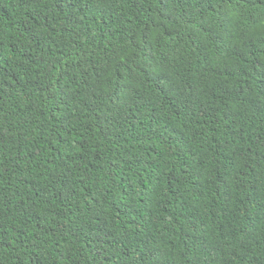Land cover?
Masks as SVG:
<instances>
[{
    "label": "trees",
    "instance_id": "obj_1",
    "mask_svg": "<svg viewBox=\"0 0 264 264\" xmlns=\"http://www.w3.org/2000/svg\"><path fill=\"white\" fill-rule=\"evenodd\" d=\"M0 264H264V0H0Z\"/></svg>",
    "mask_w": 264,
    "mask_h": 264
}]
</instances>
